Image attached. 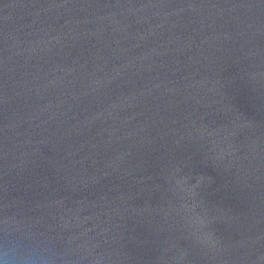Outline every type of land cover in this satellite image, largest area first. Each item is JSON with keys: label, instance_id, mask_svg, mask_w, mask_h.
Listing matches in <instances>:
<instances>
[{"label": "water", "instance_id": "1", "mask_svg": "<svg viewBox=\"0 0 264 264\" xmlns=\"http://www.w3.org/2000/svg\"><path fill=\"white\" fill-rule=\"evenodd\" d=\"M5 252L264 264V0H0Z\"/></svg>", "mask_w": 264, "mask_h": 264}, {"label": "clouds", "instance_id": "2", "mask_svg": "<svg viewBox=\"0 0 264 264\" xmlns=\"http://www.w3.org/2000/svg\"><path fill=\"white\" fill-rule=\"evenodd\" d=\"M178 171H180V169H177ZM191 180V177L189 176H185V180L184 183H188ZM201 183L200 177L197 180V183L193 186H191V188L189 189V194L192 195L194 198L197 197L198 192L196 191V189L199 187ZM195 242L201 246H207L209 244H215L217 242V237H216V233L215 230L211 231V234L208 238V241L205 240H201V239H195ZM188 255V252L185 251L182 253L181 255V259L184 260V258ZM33 259H38V258H33ZM0 264H17V258L13 255L8 254L7 252H5V254L0 257Z\"/></svg>", "mask_w": 264, "mask_h": 264}]
</instances>
